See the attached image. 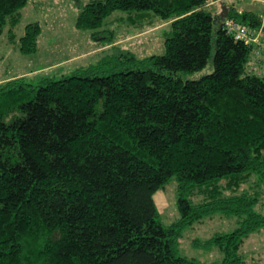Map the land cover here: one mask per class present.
Wrapping results in <instances>:
<instances>
[{
  "label": "trees",
  "instance_id": "1",
  "mask_svg": "<svg viewBox=\"0 0 264 264\" xmlns=\"http://www.w3.org/2000/svg\"><path fill=\"white\" fill-rule=\"evenodd\" d=\"M27 1L0 0V35L15 36ZM208 4L92 1L76 29L110 45L96 30L117 10L136 12L146 27L169 25L164 52L0 84V264H246L244 240L264 229V77L250 69L254 47ZM225 7L264 34V19ZM40 33L25 25L20 53H35ZM210 60L211 73L186 78ZM172 179L179 218L164 227L152 195ZM215 213L238 224L203 241L221 260L180 256L183 231Z\"/></svg>",
  "mask_w": 264,
  "mask_h": 264
},
{
  "label": "rangeland",
  "instance_id": "2",
  "mask_svg": "<svg viewBox=\"0 0 264 264\" xmlns=\"http://www.w3.org/2000/svg\"><path fill=\"white\" fill-rule=\"evenodd\" d=\"M92 1L95 0H28L20 10L19 22L13 29L15 36L11 40H14L11 41L7 36V30L0 35V84L22 76L60 80L64 76L72 75L79 68L95 67L110 55L120 56L124 52H130L139 59L164 52L163 42L166 32L170 30L169 25L158 23L146 27V22L136 18V12L117 10L96 30L98 37L111 38L110 45L94 40L90 30L76 29L75 21L80 8ZM219 7L218 4L212 6L215 15L218 14ZM236 8L252 11L264 18V0H239ZM153 17L161 22L158 17ZM33 22L38 23L41 28L37 51L33 54H22L18 48L19 38L25 25ZM138 24L144 26L139 27ZM258 55V52L254 54L255 57ZM261 59L260 65L254 63L250 69L264 77V56ZM107 69V64L102 68L99 65L93 72L98 75L107 74ZM212 69L210 60L201 71L185 76L188 79H198L211 73ZM152 200L158 219L164 227H169L178 220L174 179L157 190L152 195ZM262 203L261 211L264 213V197ZM237 226L234 217L221 213L210 215L183 231L179 238L178 253L182 257L202 263L218 262L222 258L220 250L215 246H204L203 241L216 234L229 233ZM240 254L246 264H264V229L244 240Z\"/></svg>",
  "mask_w": 264,
  "mask_h": 264
},
{
  "label": "built area",
  "instance_id": "3",
  "mask_svg": "<svg viewBox=\"0 0 264 264\" xmlns=\"http://www.w3.org/2000/svg\"><path fill=\"white\" fill-rule=\"evenodd\" d=\"M212 2L213 0H209V4H212ZM223 28L235 41H240L248 46L252 45L256 54L257 52H264V34L262 27L258 29L249 28L233 19L225 18L223 20Z\"/></svg>",
  "mask_w": 264,
  "mask_h": 264
},
{
  "label": "crops",
  "instance_id": "4",
  "mask_svg": "<svg viewBox=\"0 0 264 264\" xmlns=\"http://www.w3.org/2000/svg\"><path fill=\"white\" fill-rule=\"evenodd\" d=\"M215 1H214L213 6L215 4H218L220 6L218 8V14L220 13L221 7H223V5H225L227 7H233V9H235L238 12L247 11V10H240V9L236 8V2L239 1V0H217L216 2ZM229 4H231V5H229ZM250 12H252V11H250ZM262 56H264V52L259 53V55L256 57V61H254L253 64L256 63L257 65H260L262 63V59H261Z\"/></svg>",
  "mask_w": 264,
  "mask_h": 264
},
{
  "label": "water",
  "instance_id": "5",
  "mask_svg": "<svg viewBox=\"0 0 264 264\" xmlns=\"http://www.w3.org/2000/svg\"><path fill=\"white\" fill-rule=\"evenodd\" d=\"M225 18H227V9L223 5L221 12L217 15L216 19L218 22H222Z\"/></svg>",
  "mask_w": 264,
  "mask_h": 264
}]
</instances>
